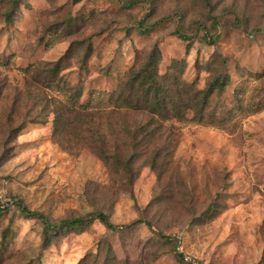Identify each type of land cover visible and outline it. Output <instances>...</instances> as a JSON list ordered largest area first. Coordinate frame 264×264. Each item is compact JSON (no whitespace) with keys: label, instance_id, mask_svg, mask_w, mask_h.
I'll return each mask as SVG.
<instances>
[{"label":"rangeland","instance_id":"obj_1","mask_svg":"<svg viewBox=\"0 0 264 264\" xmlns=\"http://www.w3.org/2000/svg\"><path fill=\"white\" fill-rule=\"evenodd\" d=\"M155 45L161 74L179 61L199 89L211 70L229 77L208 123L123 138L152 120L130 112L55 130L58 83L110 113L107 94ZM263 105L264 0H0V264H264ZM116 151L121 163L99 155ZM21 205L52 222L103 212L151 227L94 221L44 247Z\"/></svg>","mask_w":264,"mask_h":264},{"label":"trees","instance_id":"obj_2","mask_svg":"<svg viewBox=\"0 0 264 264\" xmlns=\"http://www.w3.org/2000/svg\"><path fill=\"white\" fill-rule=\"evenodd\" d=\"M15 5L16 7L18 6V1L15 2ZM134 5L136 3H130L126 7H133ZM6 17L8 21H12L11 14L8 13ZM165 21H167V17L153 25H145L143 21L138 28L141 34H145L150 32L156 25ZM174 35L185 41L191 38L180 30H176ZM217 39L216 37L211 38L208 43L215 44ZM160 63L161 51L158 45H155L149 53L147 60L143 64L133 66L120 82L118 88L107 94V101L113 106L110 113L101 112L98 109L94 112L89 111L85 105L80 104L82 97L81 89L71 88L65 84L58 83L61 92L64 94V99L67 100L57 101L56 105L54 104V110L52 112L56 117L55 130L60 131V129H66V127L71 125L69 122L66 123L67 117L74 116L79 121L78 125L83 126L85 123H81V121L86 120V118L92 121L104 117L107 118L108 116L121 118L130 112L148 113L152 116V120L146 125L137 128L134 132L122 126L120 136L123 138L132 137L137 139L142 135H148L149 128L157 123L158 129L155 127L151 131V134H155L164 129L166 121H187L190 119V115H192L191 121L208 123V107L210 101L214 95L221 94L225 91L229 77L223 72L218 73L211 70L213 80L205 89H199L194 83H189L183 79L184 70L182 68V62H173L168 71L163 74H161L159 69ZM57 65L56 67L58 68ZM209 67H211V63ZM179 70L180 72H178ZM78 128L81 129L80 126ZM99 155L109 165L121 163L122 161L121 157L118 156L120 155L118 151L112 155L106 152H100ZM131 161H129V165ZM20 209L24 215L36 218L42 223L44 247H48L51 244L53 239L56 238L55 235L57 233L81 229L94 221L101 222L107 229L113 232L130 230L142 223L151 227L149 222L142 220H136L130 224L116 225L103 212H95L80 218L52 222L43 214L32 212L22 205Z\"/></svg>","mask_w":264,"mask_h":264}]
</instances>
